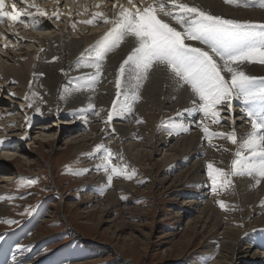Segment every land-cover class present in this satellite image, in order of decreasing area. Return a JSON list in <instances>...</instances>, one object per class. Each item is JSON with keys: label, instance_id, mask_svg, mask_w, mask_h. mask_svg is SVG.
Returning a JSON list of instances; mask_svg holds the SVG:
<instances>
[{"label": "rangeland", "instance_id": "obj_1", "mask_svg": "<svg viewBox=\"0 0 264 264\" xmlns=\"http://www.w3.org/2000/svg\"><path fill=\"white\" fill-rule=\"evenodd\" d=\"M95 2L97 5L101 0H95ZM110 4L108 2L104 6L100 5V9ZM237 8L239 10H233L230 6L223 9L226 14L236 15L238 13L235 18L241 21L264 23V8L259 4L258 7L252 4L243 9L242 7ZM68 13L70 14V11ZM33 15L36 25L46 26L42 17L36 16V13ZM59 20H63L62 15ZM26 21H28L29 28H33L32 21ZM51 23L55 22L51 21ZM53 25L44 30H32L31 32L24 28L19 30L18 35L7 36L6 30L10 31V29L6 22L0 24V30L4 33L0 32V73H2L3 66L12 68L17 63L22 67L31 64V67L26 68L25 79L22 82L21 79L3 81L0 75V141L4 142L0 145V151L5 152L11 157L10 159H15L11 163L4 161L5 164L0 160V196L3 197L0 199L2 210L0 221L12 219L19 222L11 225L0 222V263L214 264L215 257L218 255L217 249L208 255L207 253L201 254L213 230L209 228V224L206 225L207 223L205 224L207 228L205 226L201 229L203 215L198 218L199 213L202 212L201 208L205 206L199 199L201 196L202 198L206 196L210 181H207L205 171V175L199 174L198 181L202 179L200 184L203 186L198 189V192L181 190L179 184H176L175 174L176 171L182 169V166L175 165L166 169L162 165L163 160L170 154L164 150L171 148L174 141L164 146L163 150L160 148L149 155L150 148L156 145L158 137L145 133L149 138L147 140L151 141L148 148L144 145L139 149L145 155H141L137 162L134 159L137 151L126 153L128 144L122 141V133L118 132L119 129L115 127L118 123L116 120L111 125L116 129L115 133H112L104 123L98 125L97 135H103L102 144L115 153L112 162L126 168L130 173L135 170V175L130 180L118 177L122 184H127L131 188L118 192L117 201L114 204L105 198V195L115 188L117 177L113 178L112 185L101 194L100 188L104 185L97 183L96 176H105L104 172L102 169L100 173L94 172L88 167L91 163H101L103 149L97 153L100 160L94 156L89 157L84 149L81 152H74L73 149H69V152L64 151L71 136H77L78 132L81 135L90 134L88 129L78 127L80 120L73 115L77 113L74 109H78L79 113V109H87L86 106L89 103H92L97 111H100L98 109L100 107L104 111L111 108V102L115 98V87L114 82L109 81H114L115 66L108 64L109 60L105 57L103 75L93 84L87 76L93 70L83 65L95 61V52L90 49L89 55L74 57L69 49L73 40L78 41L79 44L82 43L80 38L84 33L82 34L77 29L72 30L70 27L68 32H65L69 38L64 40L60 31L53 29ZM69 25L72 26V24ZM78 28H81L82 32L85 30L80 26ZM95 33H100V31H95ZM45 35L49 38L45 39ZM85 35L89 37V32ZM21 36H26L25 38L31 43L25 40L23 42L19 38ZM56 36L61 37L60 48L63 51L58 53L60 57L52 63L56 64L59 59L65 66L58 68L55 79L60 82L57 86H53L52 81L45 80L48 70H44V67L50 53L49 47L47 46L44 50L43 43L37 40L45 39L44 41L50 42ZM16 48L18 50H15ZM250 68L252 70H248ZM61 69L64 71L61 72ZM245 71L247 74L261 77L264 76V65L248 64ZM143 90H139L140 95ZM25 96H28V101L25 100ZM90 96L92 97L89 98ZM189 99L190 96L187 100ZM137 101L134 106L140 107L139 100ZM28 102H31L33 107H28ZM37 107L40 108L39 112L35 110ZM178 112L176 109L173 113ZM173 113L169 112L167 115ZM26 116L30 118L27 121ZM201 116L202 114L198 115L195 121H199ZM84 117L92 121L99 118L95 115L92 117L91 114L84 115ZM165 118L160 119L161 124L172 119L170 116L169 119ZM183 118L187 119V116ZM65 122L68 125H63ZM209 122L206 121L211 128L213 125ZM219 126L225 132L231 130V128H225L224 125ZM101 128L106 129L107 135L106 132L101 131ZM237 133L240 134L239 131ZM141 137L139 135L137 138ZM137 140L132 139L130 142L140 144L141 141H145ZM227 144L231 147L229 167L234 158L233 153L236 146L228 141ZM209 150L211 149L206 148V152ZM19 163L22 164L21 167ZM5 167L11 170L2 172L1 169ZM222 168L227 169V165ZM5 174H13L15 179L3 183L1 178ZM30 178L35 179L36 183L25 187ZM248 179L249 177H233L232 188L221 192L218 196L212 194L211 197H206V200L211 198L208 200L214 199L215 201L222 197L223 201L229 205V211H235V218L244 221L242 211L251 212V215L256 208L255 204L245 203V194L253 186L242 184ZM91 187L92 196H89ZM262 195L264 198V194ZM122 196L125 199L122 200ZM97 200H101L100 206H96ZM28 207L32 215H21ZM238 210H240L239 213ZM17 245H25L27 249L17 253ZM13 255L16 256L15 261L12 259Z\"/></svg>", "mask_w": 264, "mask_h": 264}, {"label": "snow or ice", "instance_id": "obj_2", "mask_svg": "<svg viewBox=\"0 0 264 264\" xmlns=\"http://www.w3.org/2000/svg\"><path fill=\"white\" fill-rule=\"evenodd\" d=\"M20 2H26L28 9L34 8L37 15L45 16V12L31 0ZM223 3L241 6V0H223ZM128 4L129 8L113 4L111 18L96 12L94 19L82 21L85 24L102 21L109 26L94 45L80 54L81 57L89 55L90 49L95 52V61L83 65L93 70L87 74L93 84L103 75V61L108 53L125 43L130 49L118 62L114 81H109L114 82L115 98L103 123L115 133L116 129L111 126L115 119L131 122L133 105L139 99L143 82L154 73H162L168 87L189 93L191 107L184 112L189 115L202 114L198 125L203 140H207L217 151L220 148L211 143L212 137L227 140L236 146L234 158L227 169L215 166L213 162L206 164L210 193L218 196L232 188L233 177H250L256 185H260L264 180V76L247 74L245 68L253 63L264 65V23L224 18L188 0H128ZM259 6L264 8V0H260ZM5 8V0H0V22L6 18L10 22L24 23L25 27H29L25 23L27 19L32 21L33 27L36 26L31 11L17 10L15 3L9 11ZM52 16L59 19L58 13L54 12ZM52 59L56 60L57 57ZM28 99L25 96V100ZM234 100L240 105V127L248 129L244 134L238 135L235 129L237 116ZM27 106L33 107L31 102ZM35 110L39 112L40 108ZM84 111L97 117L101 115L92 103ZM184 112L177 115H183ZM224 113H227L226 117ZM73 115L85 124L88 123L82 114ZM28 119L26 116L25 120ZM134 119L137 124L144 123L138 116ZM208 120L213 125L227 122L231 130L211 132L206 123ZM190 127L183 123L171 124L172 129L181 132H188ZM101 131L107 135L105 128H101ZM169 135H172V131H169ZM3 143L0 141V145ZM96 148L103 149L101 163L97 168L103 170L107 179V184L100 188L101 194L112 185L114 177L132 179L135 170L130 173L126 168L114 164L112 161L115 153L110 148L103 144ZM223 151L228 152L229 149L223 148ZM35 183L36 180L30 178L25 187ZM0 199L3 197L0 196ZM215 202L221 210L229 209L223 200L216 199ZM260 206L264 207V200L260 201ZM21 215H32L30 207L25 208ZM0 222L9 225L19 223L12 219ZM26 249L25 245H17L16 252L21 253ZM12 259L15 261L16 256L13 255Z\"/></svg>", "mask_w": 264, "mask_h": 264}, {"label": "bare ground", "instance_id": "obj_3", "mask_svg": "<svg viewBox=\"0 0 264 264\" xmlns=\"http://www.w3.org/2000/svg\"><path fill=\"white\" fill-rule=\"evenodd\" d=\"M12 1L15 2L17 8H20L22 10L27 8L26 2L21 3L20 0H12ZM35 1L36 0H31V2L34 4L36 3ZM42 1H47L48 2L47 4H49V5L55 3V1H53V0H42ZM103 1L104 0H101V2L96 5L97 2H94L91 0H86L84 4H81V0H77V1L70 0V2H71L70 4H72V2H75V3L79 2L77 5L73 6V10L75 8H78L80 10H84L85 6H87L86 10H88L92 7L93 4H95L96 5L95 9H97L98 12H99V10H102L103 13L107 14L108 18H111L112 13L114 11V9L112 8L113 4H116L117 6H122V4H125L126 2H128V0H105V3H103ZM108 2L111 3L110 6H108L106 8L103 7L100 9V5L104 6V4H107ZM134 2H138V0H134ZM188 2L198 4V5L202 6L205 10H208L214 14H217V15H221L224 18L236 19V20H239V19L235 18V16H237L238 13L236 15L232 12H231L232 15L230 13L226 14V12H224L225 10L223 8L230 6L233 10H239L237 7H242L241 9H243V8H246L247 6L252 5V4L255 5L256 7H258V4H260V0H241V6L226 5L223 3V0H188ZM101 3H103V4H101ZM120 3H122V4H120ZM245 4L247 6H245ZM127 6L130 7L129 4H127ZM6 8H7V4H6ZM44 8H48V7L46 6ZM54 8H55V6H52V8H51L53 13L55 11ZM8 9L9 10L11 9V5L8 7ZM42 10L44 11V9H42ZM228 11H229V9H228ZM31 12H33L35 14V11H31ZM52 12H50V11L48 12V14L51 17V20L53 19V16H52L53 13ZM222 12H224V13H222ZM241 14H247V13H241ZM43 18H46V17L43 16ZM249 18H251V17H249ZM80 19H81V16H80ZM89 19H94V18H89ZM89 19H86V20H89ZM95 19L99 20V18H95ZM239 21H241V20H239ZM39 22L41 23L40 20H39ZM53 22H55V21H53ZM55 23H57V22H55ZM20 24H22V23H15V25H20ZM78 24L82 25L80 27L85 28V31L82 32L81 28H78V30L84 34L89 32V37L86 35L84 36V34H83L82 38H80L82 41L81 44H79L78 41L73 40V42L71 44V48H69V49H71L74 57H76L77 55H80L81 52H83L85 49H89L90 45H94L96 40H98L100 38V35L105 31V29L107 27H109L108 25L106 26L105 24H103L102 21H100L99 23H93V24H85V23H82L79 21ZM19 28H20V30L24 29L25 24L23 25V27H19ZM44 28H50V25L49 26L47 25L45 27H44V25H42V26L36 25L32 29H27V31H30V32L32 30L40 31V30H44ZM6 31L8 32L9 30L7 29ZM11 31L15 35L20 34L19 32H17V30L12 29ZM62 31L63 30L60 31V33L62 34V39L63 38H64V40H66V38L68 39L69 38L68 34H66L65 32H62ZM95 31H100V33H95ZM0 32L3 33L2 30H0ZM9 34H11V33L9 32ZM8 36H10V35H8ZM44 38L48 39L49 37L45 35ZM20 39L24 42L23 38H20ZM14 40H16V39H14ZM44 40L38 39L37 42H39L41 44L43 43V49L44 50H45V48H47V46L49 47L48 49L50 50V53L48 55V60L45 63V67H44V70H48L45 74V75H47L45 77V80H50L53 82V86L54 85L57 86V84L60 82V81L55 79L58 68L64 67L65 64L59 59L57 60L56 64H53L52 58L53 57H58V58L60 57V55L58 53L59 52L61 53V50H62V48H60L61 37L56 36L55 39L51 40L50 42L44 41ZM11 49H13V48H11ZM15 50H18V49L16 48ZM129 50H130L129 45L126 43L123 44L120 48L115 49L106 55V57L109 60L107 63L112 64L116 68L118 66V62L121 61V59L126 55V53ZM79 59H81V57ZM88 64H91V63H88ZM20 67H21V69H20ZM29 67H31V64H26L22 67V65L19 63H17V65L12 66V68H8L6 66H3L2 71H1L2 73H0V75H2L1 78L3 79V81H8V79L9 80L21 79V82H22L25 79L26 68H29ZM248 70H252V69L250 68ZM250 73H252V72H250ZM86 78H87V76H86ZM140 89H144L143 92L141 93L142 95H140V93H139V95L141 96L138 99L139 100L138 104H140V107H135L136 105L135 106L133 105V113H132L133 119H132V121L128 122L127 120H123V119H115L118 122L115 127H117L116 129H119V131L118 130L117 131L121 132L122 136H123L122 141H124V143L127 142V144H128V145H126V150H125V151H127L126 153H128V152L130 153L131 151H137V155L134 157V159L137 160V162L140 160L141 155H145V153L143 151L139 150L144 145L147 146V148H148V145L150 144L151 140H147L149 138L145 135V133L150 134V135L154 134V136L158 137V138H156L157 139L156 145H154L153 147L150 148L149 155L152 153H155L160 148H161V150H163L164 146H166L170 142L174 141L175 143L171 148H169L168 150H164V152H170V154L168 157H166L163 160L162 165L166 169L171 168L172 166H175V165H181L182 169L180 171H176V174H175V178L177 179L176 184H179V187L181 188V190H189L190 192H192L191 190H194L195 193L198 192V189L203 186V184H200V181L202 179L201 180L199 179V181H198V178H199V174H201V176H202V174L205 175L206 164L208 162H213L214 165L219 166V167L220 166L226 167V165H227V168H228L229 160L231 158V156H230L231 155V153H230L231 147L227 144V141L216 138V137H212V138H210L211 143L217 145L220 148V150L217 151L216 149L211 147L207 140H203V134L201 133L200 127L198 125L199 121H195V118H197L198 115H200V114H196V116H195V115H189L187 112H184V110L186 108L191 107L190 99L187 100L189 97L188 92L186 93V91L183 89L173 90L172 88L168 87L167 86V80H166L164 74H162V73L152 74L149 77V79H147L146 81L143 82V85ZM173 93H175V94H173ZM94 95H96V94H94ZM91 97L92 96H90L89 98H91ZM83 101H85V100H83ZM137 102L138 101H136L135 103H137ZM73 104H74V102H73ZM95 104H97V103H95ZM233 104L236 105L235 112H236V116H237L235 129L237 131H239L240 134H242V133L244 134L248 129H246L245 127H240V120L238 119V117L240 116L239 102L234 100ZM70 107H72V106H70ZM83 107H85V106H83ZM98 109L101 112V115L99 118H97L93 121L86 118V120L88 121L87 124H85L81 120L78 123V127H83V128L88 129L90 131V134L86 133V135H83V134L81 135L78 132L76 134L77 136H75V135L71 136L69 138V141H67V143H66V148L64 151L69 152V149H73L74 152H79V151L81 152V150L84 149V151L88 154L89 157L94 156V157L99 158V154H97V153H99L98 151L101 149H97L96 146L99 144H102L103 135H97L98 134L97 132L99 130L98 125L100 123H103V119H106L107 111H104V109L101 107ZM176 109H177V111H179L178 113L184 112V114L183 115H177V114L173 113L176 111ZM137 111H139L140 113H136ZM74 112L78 113V109L77 110L74 109ZM169 112H171L173 114L167 115V113H169ZM79 113L82 114L83 116L84 115L88 116L91 114V112L89 113V111H84V109L83 110L79 109ZM68 114H70V112H68ZM223 115L226 117L227 113H224ZM136 116L140 117L144 121V123L137 124L135 122V119H134V117H136ZM169 116L172 117V119L167 120L166 122L161 124L160 119H163L164 117H166V118L168 117V119H169ZM183 116H187V119L183 118ZM92 117H93V115H92ZM194 121L196 123H193ZM208 121H210V120H208ZM94 123H96V124H94ZM172 123H175V124L183 123V124H185V126L191 125V127H190V130L188 132H181L179 129H172L171 128ZM209 123H211V121ZM63 125H68V124L65 122V123H63ZM210 125H213V124H210ZM223 125L225 128H228V129L231 128L227 122L223 123ZM69 126H71V125H69ZM209 130L211 132H225L224 130H222L221 126H219V125H213L211 128H209ZM169 131H172V135H169ZM139 135H141L142 137L137 138ZM134 138L138 139V140L139 139L145 140V141H143V142L141 141L140 144L139 143L134 144V143L130 142V141H132V139L134 141L135 140ZM126 140H128V141H126ZM158 143H161V144L158 145ZM206 148H209L211 150L206 152ZM223 148H228L229 151L225 152V151H223ZM0 149H1V147H0ZM10 158L11 157L6 155L5 152L0 151V160L3 161L4 164H5V162H8V161H10L8 163L15 161L14 158L13 159H10ZM99 160H100V158H99ZM193 160H195V162L190 164ZM19 165H20V167L22 166L21 163H19ZM97 165H99V164L91 163L88 167L90 170H94V172L100 173L101 169H98ZM190 165H191V167H190ZM185 167H187V168L185 169ZM1 170H2V172L5 173V172H9L11 169L9 167H5ZM94 174H96V173H94ZM96 178L98 179L97 183L99 185H105V183L107 181L106 176L100 177V175H98V176H96ZM14 179H15V177L13 174H5L4 176L2 175L1 182L5 183V182H9V181L14 180ZM103 180H105V181L102 182ZM242 184L246 185V186L253 185L252 188L249 189L248 193L245 194V201H246L245 203L248 202V203L256 205L255 212L251 215H250L251 212L249 213V212L242 211L243 216L245 217L244 221H241V220L235 218V216H234L235 211L231 212V211H229L230 209L221 210L219 208V206L216 204V202L214 201V199L212 201L208 200L211 198H208L206 200V197H211V195H212V193H210V188H209V191L206 193V196L204 198H202V196H201V199H199L200 201H203V205H205L204 208H201L202 212L199 213V217H198V218H200L201 215H203L202 218H204V220H202L203 226L201 227V229L209 224V228H211L213 230L208 241H207L208 244L202 248L201 254L207 253V255H208L209 253H211L217 249L218 255H216V257H215L216 262L214 264H264V207L260 206V201L264 200V198L262 197L263 196L262 194H264V180L261 181L260 185H256L254 183V181L249 177V179ZM114 187H115L114 189L110 190V192L106 193V195H105V198L109 199L111 201V203H113V204L117 201L118 192L122 191L123 189L127 190L128 188H131L127 184H122L120 178H118V177L115 180ZM112 188H113V186H112ZM90 189H91V194L89 196H92L93 189H92V187ZM243 192H245L244 189H243ZM89 198H91V197H89ZM220 199L224 200L222 197H220ZM95 204H96V206H100L101 200H97V202H95ZM240 206H241V204H240ZM1 211L2 210L0 209V213H1ZM103 211H105V210H103ZM239 211L240 210H238V213H239ZM4 212L5 211H3V213ZM243 216L241 215V218ZM206 228H207V226H206ZM259 255L262 257H260ZM2 264H3V262H2Z\"/></svg>", "mask_w": 264, "mask_h": 264}]
</instances>
